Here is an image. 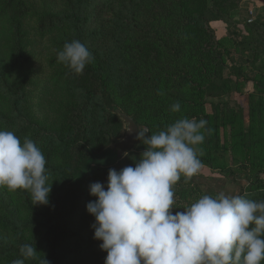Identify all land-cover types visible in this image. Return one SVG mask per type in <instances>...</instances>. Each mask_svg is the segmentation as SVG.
<instances>
[{"label": "rangeland", "instance_id": "obj_1", "mask_svg": "<svg viewBox=\"0 0 264 264\" xmlns=\"http://www.w3.org/2000/svg\"><path fill=\"white\" fill-rule=\"evenodd\" d=\"M123 1H106L95 12L90 31L99 50L118 44L131 52L138 44L121 32L124 26L118 19L123 16ZM250 1L239 0L226 20L209 22L218 39L215 49L218 61L228 66L221 69L220 65L210 63L207 67L210 76L205 71L200 73L201 68L193 65L187 44L182 52L176 53L175 59L172 56L166 61L165 57L158 56L155 49L160 45V38L156 33L165 25L156 18L146 23L144 31L149 33L153 27L154 36L149 33L143 44H148L150 50L154 47V53L139 56L133 67L130 63L125 65L122 90L111 94L116 111H105L103 104L96 102L89 114L87 147L73 153V159L83 165L81 169L88 178L87 190L72 211L77 235L70 242L77 248L84 247L77 260L97 259L104 264L107 255L104 250L99 252L102 241L93 238L94 217L86 210L87 203L96 199L89 195L90 184L101 182L106 186L109 169L119 171L134 166L144 150L143 141L137 140L134 148L122 154L117 163H103L99 153L109 150L114 154L116 142L127 131V124L116 112L133 117L139 130H148L146 135L164 130L180 118L206 121L204 142L195 146L202 168L191 179L181 176L174 185L176 208L172 209L173 213L184 211L182 207L204 195L215 197L219 193L264 201V42L254 39L255 32L250 29L254 16L264 24V0ZM24 7L22 40L31 57L25 68L24 99L17 103L18 111H12L10 116L19 121L29 138L37 130L59 134L67 120L76 118L70 115L75 108L71 109L75 98L67 93L66 81L59 78L71 69L57 60L59 50L55 49V42L58 39L52 41L53 36L49 34L40 36L38 24L46 3L25 0ZM8 30L5 17H1L0 35ZM183 73L194 76V81L186 84L181 79ZM166 75H170L168 80ZM62 100L65 103L60 107ZM177 102L180 111L174 112L171 106ZM40 146L44 149V145ZM74 194L78 196L80 192ZM0 217L7 219L1 226L8 228V236L13 235L16 224H22L26 218L20 208V199L6 186H0ZM13 238L10 236L9 240ZM85 250L89 251L84 253Z\"/></svg>", "mask_w": 264, "mask_h": 264}, {"label": "trees", "instance_id": "obj_2", "mask_svg": "<svg viewBox=\"0 0 264 264\" xmlns=\"http://www.w3.org/2000/svg\"><path fill=\"white\" fill-rule=\"evenodd\" d=\"M41 1L46 3V7L38 24L40 36L49 34L53 36L52 41L58 39L55 49L59 51L66 42L79 40L89 49L93 59L85 66L82 74L70 70L59 75L60 80L67 83V93L73 94L75 98L71 109L75 108L70 115L76 118L67 120L59 134L51 130L47 133L37 130L29 138L25 128L19 126V121L10 116L12 111H18L17 103L24 99L23 90L27 81L24 77L25 68L31 57L22 40L25 32L22 22L26 11L25 0H0V18L5 17L9 27L6 34L0 35V130L14 132L22 143L28 138L39 148L41 144L44 145V149L40 150L46 158L48 183H51L47 205L32 204L31 194L27 190L13 191L20 199V208L26 218L22 224H16L15 233L10 235L14 238L10 241L8 228L1 226L7 223V219L0 217V264H12L16 259H23L20 247L24 244H33L38 251L35 259H25L24 264H40L43 256L49 264H100L97 259L88 262L77 260L84 247L77 248L70 242L77 235L72 224V211L88 187L86 172L81 169L83 165L73 159V153L87 147L89 114L98 101L103 104L105 111H116V106L111 103V94L122 90L125 65L130 63L133 67L139 56L154 53V47L150 50L149 45L143 42L148 39L149 33L154 36L153 27L147 33L144 26L155 18L165 25L160 32L155 31L160 38V45L155 49L158 56L165 57L166 61L172 56L175 59L176 53L182 52L184 44H187L193 65L201 68L200 73L205 71L210 76L207 69L210 63L220 65L221 69L227 68V64L218 61L215 51L218 39L209 22L226 20L239 0H124L123 16L118 19V23L124 26L121 32L131 42L140 43L131 52L118 44L99 50L90 31L96 10L104 2L114 0ZM261 22L254 16L250 29L255 32L254 39L264 42V24ZM169 78L170 75H166V79ZM193 78L185 73L181 77L186 84L192 83ZM62 103H65L64 100L60 101V107ZM69 111V108L66 109L68 114ZM116 114L122 120L120 114ZM103 151L99 154L103 156L105 165L120 160L111 151ZM78 191L80 194L77 196L74 193ZM99 252L102 253L101 249Z\"/></svg>", "mask_w": 264, "mask_h": 264}, {"label": "clouds", "instance_id": "obj_3", "mask_svg": "<svg viewBox=\"0 0 264 264\" xmlns=\"http://www.w3.org/2000/svg\"><path fill=\"white\" fill-rule=\"evenodd\" d=\"M93 56L79 40L66 42L57 60L82 74ZM174 103L171 110L180 111ZM206 121L180 118L166 129L137 131L146 145L134 166L109 169L106 186L93 182L86 210L94 217L93 238L107 252L104 264H262L264 261V201L240 195H204L184 211L176 208L174 185L197 175L202 162L196 145L205 139ZM46 158L34 141L23 143L12 131L0 130V186L27 190L32 204L47 205ZM53 180V179H52ZM51 180V181H52ZM33 244L20 247L24 264L35 259ZM40 264H49L44 258Z\"/></svg>", "mask_w": 264, "mask_h": 264}, {"label": "water", "instance_id": "obj_4", "mask_svg": "<svg viewBox=\"0 0 264 264\" xmlns=\"http://www.w3.org/2000/svg\"><path fill=\"white\" fill-rule=\"evenodd\" d=\"M119 114L124 120V122L127 124V131L125 133V136L115 144V149L113 150V153L116 157H120L122 154L134 148L137 141L136 134L138 131L137 124L130 116L124 113Z\"/></svg>", "mask_w": 264, "mask_h": 264}, {"label": "crops", "instance_id": "obj_5", "mask_svg": "<svg viewBox=\"0 0 264 264\" xmlns=\"http://www.w3.org/2000/svg\"><path fill=\"white\" fill-rule=\"evenodd\" d=\"M248 1H250V0H248ZM250 2L254 4V1H253V2H252V1H250Z\"/></svg>", "mask_w": 264, "mask_h": 264}]
</instances>
